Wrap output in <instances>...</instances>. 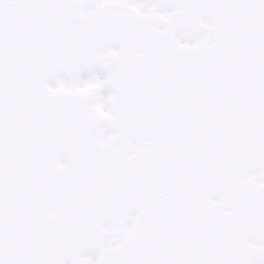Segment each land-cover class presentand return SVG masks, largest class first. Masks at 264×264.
<instances>
[{
	"label": "snow or ice",
	"instance_id": "1",
	"mask_svg": "<svg viewBox=\"0 0 264 264\" xmlns=\"http://www.w3.org/2000/svg\"><path fill=\"white\" fill-rule=\"evenodd\" d=\"M0 264H264V0H0Z\"/></svg>",
	"mask_w": 264,
	"mask_h": 264
}]
</instances>
